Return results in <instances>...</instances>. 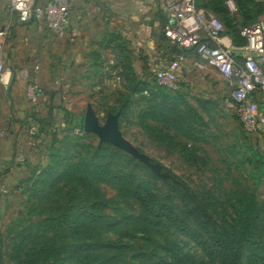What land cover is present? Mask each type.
I'll return each instance as SVG.
<instances>
[{"label": "rangeland", "instance_id": "1", "mask_svg": "<svg viewBox=\"0 0 264 264\" xmlns=\"http://www.w3.org/2000/svg\"><path fill=\"white\" fill-rule=\"evenodd\" d=\"M205 2L198 0L199 5ZM248 7L251 23L237 15L236 8H227L226 17L218 18L231 44V31H238L244 41L239 47L246 46L253 23L264 25V6L251 1ZM23 22L9 0H0V31H5L2 54L12 68L9 83L0 86V264L68 263L73 243L69 221L91 204L67 175L72 164L93 161L129 172L181 217L185 213L177 193L185 191L184 186L213 199L214 209L221 212L240 196L253 194L259 204L264 203V92L250 97L263 120L255 131H247L235 109L227 105L229 83L215 69L192 55L185 57L168 43L162 45L170 53L167 60L180 59L177 90L156 86L152 79L156 66L148 65L151 62L139 52L138 72L118 67L120 85L99 89L94 63L70 53L64 38L49 30L45 31L51 40L47 48L37 39L30 41L27 32L32 30L16 26ZM43 29L36 25L34 31ZM118 39L124 57L133 55ZM235 51L242 59L244 49ZM131 59L127 57L130 63ZM35 64L42 66L45 76L36 79ZM29 86H35L30 94ZM48 86L60 90L54 104L73 114L72 122L80 118L84 122L88 108L102 123L108 113L118 114L122 136L147 163L100 143L83 128L65 124L63 111L50 108ZM109 107L114 112L106 111ZM164 118L172 121L166 130L177 135L174 143L160 137ZM184 132L190 134L188 142ZM186 143L191 150L184 148ZM89 182L93 193L108 201L103 217L89 233L119 245L91 251L92 257H107L114 264H208L189 239L166 226L143 223L138 204L115 185L94 177Z\"/></svg>", "mask_w": 264, "mask_h": 264}, {"label": "trees", "instance_id": "2", "mask_svg": "<svg viewBox=\"0 0 264 264\" xmlns=\"http://www.w3.org/2000/svg\"><path fill=\"white\" fill-rule=\"evenodd\" d=\"M251 1L264 6L258 0H235L237 15L244 18L247 23L252 22V15L248 7ZM197 6L212 12L220 19L221 17H226L228 10L224 0H206L204 5H199L197 0ZM163 21L165 24V18ZM231 35L233 36V46L239 47L244 44L237 30H232ZM115 37L111 40L114 41ZM119 44L120 42L116 46L113 44L108 45V47L113 48L115 54L114 65L107 67L105 65L106 60L103 61V59L98 62V82L103 77L102 74L109 77L111 70H115L119 76L118 67L134 73L131 63L127 60L130 55L127 54L124 57L126 52L124 47H120ZM94 56V65L97 73V53ZM115 56H117L118 62ZM236 59H238L237 55ZM152 79L156 86L171 90L157 84L154 75ZM59 92L60 90L58 91L56 88L47 90L51 101L50 108L56 107L63 111L65 124H71L82 129L83 122L81 118L72 122L71 117H74V115L63 106L54 104V98L60 95ZM113 109L109 107L106 111L114 112ZM169 124H172V121L164 118L159 131L160 137L163 140L174 143L177 135L168 134L166 128ZM182 134L187 142L191 139L189 133L184 132ZM184 148L191 150L192 145L186 143ZM67 175L69 178L75 179L91 202L89 208L78 212L69 221L68 228L73 243L67 264H114L110 258H94L90 253L99 249H115L119 246L113 241L104 240L99 235L91 236L89 233L92 225L101 220L103 217L102 210L108 205L105 197L93 193L89 182L90 177L115 185L122 194L134 199L139 206L140 220L143 223L166 226L192 241L201 250L208 264H264V203L259 204L253 194L233 199L229 203L228 208L221 212L214 209L216 203H214L213 199L204 196L200 197L184 186L185 191L179 190L177 193L178 200L185 213L184 217H181L169 203L129 172L123 170L114 171L108 168L106 164L90 161L85 164L70 165L67 169ZM210 207H213V210H209Z\"/></svg>", "mask_w": 264, "mask_h": 264}, {"label": "built area", "instance_id": "3", "mask_svg": "<svg viewBox=\"0 0 264 264\" xmlns=\"http://www.w3.org/2000/svg\"><path fill=\"white\" fill-rule=\"evenodd\" d=\"M264 5V0H258ZM19 18L34 21L40 28L55 35H62L69 25L71 0H9ZM227 8L235 9V0H224ZM160 9L165 18L164 36L185 57L192 55L200 63L215 69L232 87L227 105L235 109L247 131H255L262 123V114L251 100L252 93L264 92V25L253 23L247 30V44L235 47L224 35L223 24L210 11L197 6V0H162ZM5 31H0V86L9 83L12 68L2 54ZM244 49L242 59H236L235 50ZM115 64L114 57L105 65ZM180 59L175 58L164 67L153 71L155 82L171 90L179 88L178 68ZM109 85L117 87L121 79L111 70ZM35 86H29V94Z\"/></svg>", "mask_w": 264, "mask_h": 264}, {"label": "crops", "instance_id": "4", "mask_svg": "<svg viewBox=\"0 0 264 264\" xmlns=\"http://www.w3.org/2000/svg\"><path fill=\"white\" fill-rule=\"evenodd\" d=\"M44 1L46 0H39V2ZM161 1L71 0L69 25L62 35L56 36L64 38L70 53L83 55L87 64L94 63V55L97 53V88L101 89L103 86H109L110 75L107 77V75L102 74L103 77L100 78V83L98 82V62L101 59L104 61L109 57H114L113 48L108 47V45L116 46L119 43V37L126 42V46L134 53L130 55V57L132 56L133 72L140 70L141 61L138 60V52L151 62L148 65H155L156 68L164 67L174 59L172 57L167 60L170 53L162 46L164 43H168L176 47L162 33L164 15L159 7ZM36 25V22L28 21L16 26L30 28L29 31L32 30V33L27 32V38L30 41L37 39L41 46L47 48L51 45V40L45 32L47 30L42 28V31H34ZM113 37H115L114 41L111 40ZM109 40L111 41L109 42ZM176 48L178 49V47ZM34 66L36 79L45 76V70L42 66H38V64ZM52 86H48L47 90L52 89Z\"/></svg>", "mask_w": 264, "mask_h": 264}, {"label": "water", "instance_id": "5", "mask_svg": "<svg viewBox=\"0 0 264 264\" xmlns=\"http://www.w3.org/2000/svg\"><path fill=\"white\" fill-rule=\"evenodd\" d=\"M83 129L86 132L95 134L100 143L107 142L147 163L144 156L132 143L122 136L118 127V114L108 113L102 123L95 112L88 108L84 116Z\"/></svg>", "mask_w": 264, "mask_h": 264}]
</instances>
